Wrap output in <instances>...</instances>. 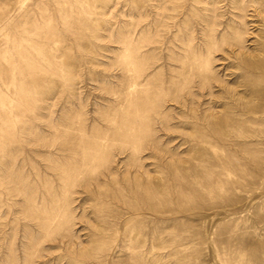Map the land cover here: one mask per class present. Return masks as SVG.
<instances>
[{
    "label": "rangeland",
    "instance_id": "obj_1",
    "mask_svg": "<svg viewBox=\"0 0 264 264\" xmlns=\"http://www.w3.org/2000/svg\"><path fill=\"white\" fill-rule=\"evenodd\" d=\"M0 264H264V0H0Z\"/></svg>",
    "mask_w": 264,
    "mask_h": 264
}]
</instances>
